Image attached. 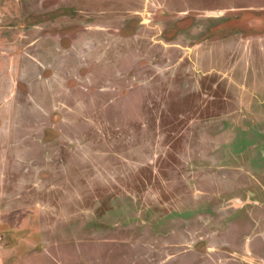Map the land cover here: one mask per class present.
Returning <instances> with one entry per match:
<instances>
[{"label": "rangeland", "instance_id": "rangeland-1", "mask_svg": "<svg viewBox=\"0 0 264 264\" xmlns=\"http://www.w3.org/2000/svg\"><path fill=\"white\" fill-rule=\"evenodd\" d=\"M0 264H264V0H0Z\"/></svg>", "mask_w": 264, "mask_h": 264}]
</instances>
